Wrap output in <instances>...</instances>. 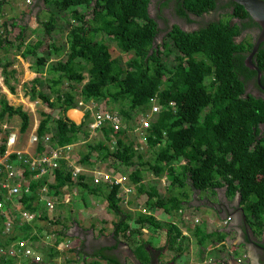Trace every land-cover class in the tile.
Returning a JSON list of instances; mask_svg holds the SVG:
<instances>
[{"label":"trees","instance_id":"trees-1","mask_svg":"<svg viewBox=\"0 0 264 264\" xmlns=\"http://www.w3.org/2000/svg\"><path fill=\"white\" fill-rule=\"evenodd\" d=\"M47 2L57 9L71 11L76 22L67 35V52L48 44L50 63L46 52L42 51L45 39L54 32L50 27L54 20H51L44 24L46 36L44 39L40 36L36 44L27 43L25 26L11 41L10 28L16 25L7 22L0 25V54L14 48L16 56L32 62L31 69L37 77L30 86L24 87L26 95L31 101L43 102L49 109L41 114L34 157L49 156L55 146L74 147L68 153L69 160L68 157L60 159L58 167L53 170L54 183L49 186V195L62 199L68 189L77 187L82 195L102 197L108 212L116 217L113 236L119 243L130 247L133 241L137 246L136 258L141 264H156L163 252L173 249L178 240L181 253L185 254L190 242L175 224L158 222L151 214L141 213L134 219L122 206L120 186L95 185L92 177L85 174L79 175L75 182L70 161L92 170L99 167L119 173L121 168H126L129 187H134L138 196L147 193V208H162L169 216L183 215L194 191L204 190L214 197L218 189L225 188L229 199L240 195L242 205H247L252 229L256 233L264 232V98L246 93L248 84L258 77V72L247 68L245 63L254 48L253 39L248 37L241 43L235 39L253 23L245 8L234 2L231 4L241 25L233 26L229 20L213 22L194 32H184L176 26L166 42L155 48L154 42L160 31L149 15V0H106L103 9L110 19L99 21L96 28L91 26V20H86L85 14L92 0ZM6 3L7 0H0V17H3ZM79 7L86 8L84 13L79 12ZM180 8L201 16L219 7L217 0H185ZM97 11L93 13L96 15ZM182 16L188 17V13L182 11ZM104 38L115 43L120 52L129 55L132 71L113 58ZM169 42L171 47L167 45ZM168 60H172L171 66L167 65ZM253 62L264 75L263 46ZM12 65L11 61L3 63L0 60L5 84L15 93L16 87L11 82H17V78ZM85 73L88 74L87 84H83ZM45 87L50 90L49 95L44 93ZM80 98L99 104L101 111L117 113L123 120V127L119 131L104 127L102 138L90 142L92 138L87 124L91 115L86 114L81 124L67 117ZM154 104L160 107V111L154 115L150 127L138 132L133 139L132 133L139 125L140 115L152 111ZM15 116L21 120V133L26 134L31 126L30 116L23 107L11 106L6 96L1 95L0 123ZM44 138H49L50 142H45ZM4 143L7 140L4 139ZM4 150L2 146L0 151ZM18 158L15 154L9 161L24 176H34L27 164H18ZM149 174L158 179L168 175L170 190L166 195L160 196L156 188L152 192L146 190L143 183ZM42 182L32 180V196L23 200L21 205L24 210L33 214L41 211L38 189ZM5 199V194H0V201L5 202ZM68 206H62L66 214L61 221L48 223L45 230L43 227L34 226L36 230L32 225L17 227L13 224L11 232L3 235V224L6 225L7 221L1 217L0 251L6 252L22 240L40 245L52 237L51 229L59 223L62 232H55L62 239L53 238V242L46 244L48 256L46 252L41 253L43 263L48 264L46 259L49 257H61L63 264H123L119 256L112 253L114 246L93 247L88 252L84 251V246L78 249L73 245L66 251L57 252L54 245L67 238L71 240L66 224L77 216L75 208L69 209ZM43 213L44 216H38L37 221L49 220ZM12 216L16 220V214ZM144 228L166 229V245L152 247L143 239ZM212 237L205 236L204 230L195 234L197 244H204ZM33 248L36 247L33 245ZM15 261L11 257L5 264H15Z\"/></svg>","mask_w":264,"mask_h":264},{"label":"crops","instance_id":"crops-1","mask_svg":"<svg viewBox=\"0 0 264 264\" xmlns=\"http://www.w3.org/2000/svg\"><path fill=\"white\" fill-rule=\"evenodd\" d=\"M13 0H11V5L15 7L10 8V5L4 6V13L3 17L7 18L6 21H10V23L16 25L15 27L11 28V32L15 35V38L19 36L22 30V26L19 25L20 20H24V17L31 12L30 15V21L26 22L29 24L26 27L25 33V39L27 40V43L35 39L33 42L34 44L37 43L39 37L41 36L43 39L46 35L41 34V27L47 21V17L50 16L49 8H47V0H31V4H27V0H25L24 4L21 1L20 4L15 6L12 3ZM79 10V9H78ZM89 9L85 10V14H87ZM27 11L29 13H27ZM41 11H43L41 13ZM39 12V13H38ZM67 14L70 15V12L67 11L64 12V15L67 16ZM41 15H46L45 17H42ZM3 17H0V25L3 22ZM71 23H74V21H69ZM11 33V34H12ZM57 34V35H56ZM60 34V35H59ZM68 33L64 34L62 33V27L58 28V31L55 33H52L48 37V44H52V47H59L61 48V51L67 52L68 47ZM106 43V42H105ZM47 44V45H48ZM67 44V45H66ZM10 50V48L8 49ZM48 52L50 50L48 49ZM58 55H62V53H59ZM0 56H4L3 54H0ZM55 58V56H53ZM62 58V56H61ZM51 59V57L49 58ZM48 59V60H49ZM1 60V59H0ZM8 61L13 62V65L11 67L12 70L15 71V76L17 78V83H20V88L25 83L32 82L36 77L37 74L33 72L31 69V62L29 60H25V58H22L20 56L14 57V55L10 52L7 56L6 60L3 61V63H6ZM49 62L51 63L52 60ZM3 68L0 67V84L5 87L4 79L2 78ZM12 83V82H11ZM3 92L5 93L7 100L9 104L15 105V107L22 106L24 110L26 111V107H28V103L26 102L25 98L22 96L18 97L16 95H13L11 93H8L6 89H3ZM42 102L37 101L35 104ZM41 111V108H40ZM41 112H46V110H42ZM77 112L81 113L80 118L76 119L72 116V113ZM84 113L77 109H71L67 113V117L75 122L76 124H81L84 120ZM141 116H144V114H141ZM4 131V130H3ZM2 130L0 128V135L2 134ZM21 133V128H20ZM22 134V133H21ZM34 135L32 137H28V140L21 141L20 139H17L18 133L14 141H11L9 143V146L5 145L4 152L0 151V158L2 156L8 154L9 152H12L18 145H23L24 149H28L29 145L31 144V139L35 136H37V128L34 129ZM133 134V139L136 138V135ZM95 136H101L102 138V132H96L90 142H94L93 139ZM5 140L8 139V137L4 138ZM4 139L2 142H0V150H1V143H4ZM33 141V140H32ZM26 142V143H25ZM34 142V141H33ZM7 144V143H6ZM25 144V145H24ZM35 145V144H34ZM13 146V147H12ZM9 147H12L11 149ZM22 148V149H23ZM20 149V150H22ZM18 150V151H20ZM5 152H7L5 154ZM28 153V152H27ZM17 180V179H15ZM2 181V180H1ZM146 180L143 185L147 186ZM1 186V182H0ZM42 186V185H41ZM50 186V181H49ZM137 190L134 191L131 195L128 196L129 201L126 202L125 198L126 196L122 194V200L124 208H128L129 212L131 213V216L136 219L139 214L144 213L143 210L147 211V214L153 215L158 222H161L163 224H175L178 227V231L182 232L183 235L188 238L190 244L187 246L185 254L183 252L181 253V250L179 248L180 241L178 240L176 246L171 250H166L163 252V255L160 257L159 261L156 264H252V251L255 249H258V247H264V232L262 233H256L255 231H252V238L251 241L247 238L245 234V230L243 228L244 224H247L248 218L245 213V205H242L241 203V197L238 195L236 198H228L226 196V189L220 188L217 190L218 194L214 197H212L208 192H205L204 190H197V192H193V199H198L201 202V206H195V205H189L183 212V215L180 216H169L164 212L162 208L156 207L155 210H152L150 208H147L148 203V195L147 193L141 194L138 196ZM158 193L161 195V193L158 191ZM3 194H5L3 192ZM38 195L40 199L42 198V193L40 192V188L38 189ZM6 196V194H5ZM93 199H99L97 196H92ZM91 197V198H92ZM155 199V197H153ZM92 200H84L80 202V208L81 211L77 213L78 221L76 223V227L74 230L78 231V234H72L71 239H73V245H75L78 249L80 247H83L85 245V239L89 238L95 245V248H107V247H116L114 251H112L113 254L119 256L121 262L123 264H141L140 261L136 258L135 252L137 246L132 241L133 244H131L132 247H130L128 244L119 243L115 239V236H113V224L116 221V217L109 213L106 209V205H102L103 212L102 217H100V214L98 210L94 206H92L91 202ZM152 202H156L155 200H151ZM4 202V201H3ZM209 203H213L218 205H215V207L208 205ZM5 211L8 210L9 214L11 216V219L13 220V224L20 226H26V225H32L29 222H26L21 216L20 212L21 210L18 208L20 207V203L16 204V202L13 199H5ZM45 204L44 202H41V205ZM103 204V203H101ZM105 204V203H104ZM98 205V204H97ZM131 206V207H130ZM41 207V206H40ZM226 207L229 208V211L226 209ZM134 208V209H132ZM218 208V209H217ZM225 208V211H224ZM46 211V207H45ZM41 211L38 213L40 214ZM217 212H220V214ZM16 214V220L12 218V214ZM102 213V212H101ZM221 213L223 215H221ZM238 213V214H237ZM82 214L84 215L85 222L82 220ZM215 214V215H214ZM99 215V218L97 217ZM104 215V216H103ZM238 216L240 220L236 222V218L238 219ZM81 217V218H80ZM94 217V220H92ZM108 217L110 219L108 220ZM4 219V218H3ZM199 220V221H198ZM4 221H7L4 219ZM83 221V223H81ZM1 222L2 219H1ZM0 222V223H1ZM225 222H228V225H226ZM241 223V224H240ZM40 224H42L43 229L47 227L46 224L47 221H40ZM5 230L2 232L3 235H5L6 231V225ZM37 225V224H36ZM225 225V226H224ZM57 226V225H56ZM53 228L57 229L58 227ZM34 227V226H33ZM42 229V230H43ZM16 230V228L13 230V232ZM204 230L205 236H212V238L205 240L206 243L201 244L200 242L197 244V241L195 239L196 231H202ZM235 232L236 239L233 241L234 247L228 248L227 243L225 240L228 241V238L233 235ZM143 239L146 242L151 243L152 247L154 248H161L164 247L167 243V230L164 228L160 229H143ZM215 233V235H214ZM217 233H223L224 242L219 246L220 244V238ZM82 236V237H81ZM88 236V237H87ZM232 237V236H231ZM222 241V240H221ZM36 248L35 251L39 252L40 254L43 252H46L45 250L48 248L45 241L38 245L37 243L33 244ZM236 245V246H235ZM223 246H226L227 248H224ZM40 250V251H39ZM48 256V251L46 252ZM44 254V253H43ZM214 256V259H211ZM48 261V264H63V259L61 257L52 258L49 257V259H46ZM8 262V259H6L4 256L0 257V264H5ZM31 261H25L24 263L28 264ZM41 264H47V262L41 263ZM73 264H76L73 262ZM105 264V263H104Z\"/></svg>","mask_w":264,"mask_h":264},{"label":"built area","instance_id":"built-area-1","mask_svg":"<svg viewBox=\"0 0 264 264\" xmlns=\"http://www.w3.org/2000/svg\"><path fill=\"white\" fill-rule=\"evenodd\" d=\"M78 108H80L84 115L90 114L91 115V123L88 125V129L91 132V137L96 132H99L104 127H111L115 131H119L123 127V120L117 113H111L107 111H100L97 109L93 101H90L89 103L82 100L80 98L78 104ZM160 111V107L157 105H153V109L150 112V115L146 117H142L141 122L139 123V126L135 131L134 134H138L139 131L146 130L150 127L151 122L153 121V117L155 114H157ZM136 134V135H137ZM34 142H37V137H34ZM46 141H49L47 138ZM83 143L84 141L81 140ZM72 149V146H66V147H57L56 149H53L52 153L49 156H43L41 158H34L29 157L28 159H24L23 157H19L17 162L20 164H27L28 169L31 172L35 173V177L37 179H42L43 183L40 187V192L42 193V201L45 202L48 210L50 212H54L58 205L60 204H69L72 200L73 196H80V193H78L77 190H75L72 193H68L65 196V200L55 197L53 195H49V180H44L47 178H51L53 176V170H55L58 167V161L60 159H66L68 157L69 160V153ZM21 155V154H19ZM10 153L0 158V178H1V186H0V194H3V192L6 194L7 199H19V202H23V200L30 198L32 196V190L30 186V182L28 179L24 176L23 172L21 170H18L15 165L10 163L9 161ZM91 174L92 175V181L95 185L100 184H109V185H117L121 187L122 194L126 196V202H128V196L134 193L135 188L129 187V178L127 175L114 173L112 171H107L106 169L102 168H96L93 171L80 168V167H74L73 168V177L74 179L78 178L80 174ZM17 179V180H15ZM120 197H122L120 195ZM123 198V197H122ZM128 199V200H127ZM5 203L0 201V218H4L7 220L6 223V231L5 234L11 232V228L13 225V220L11 219V216L8 215L9 212L5 211ZM144 213H147V211L143 210ZM20 216L29 223H32L37 218L36 214L31 213L27 210H21ZM58 248L61 249V251L66 250L69 248V244L67 242H60L58 244ZM10 254L12 256H22L24 258H30L34 260L35 262H41L42 257L39 255L33 247H31L29 241L22 240L15 245H12L10 247Z\"/></svg>","mask_w":264,"mask_h":264},{"label":"rangeland","instance_id":"rangeland-1","mask_svg":"<svg viewBox=\"0 0 264 264\" xmlns=\"http://www.w3.org/2000/svg\"><path fill=\"white\" fill-rule=\"evenodd\" d=\"M22 2H23V4H24V2H25V0H22ZM105 2H106V0H99V3H98V5H99V8H98V6H97V9H98V11H97V14L95 15V18L93 19V15H92V13L90 12V10L91 9H89L88 11V15H89V17H87V21H90L91 20V26L93 27V28H96L100 23H99V21L101 22V21H103L104 19H110L109 17H108V13L106 12V9L104 8L103 9V7H104V4H105ZM12 3L15 5V6H17L18 4H20L21 3V1L20 0H13L12 1ZM6 5L8 6V5H10V8H14L15 9V7L14 6H12L11 5V0H7V3H6ZM47 8H49V10H50V12H52V14H50V16H48L47 17V21H46V23H50V21L51 20H54V23L53 24H51L50 25V27L53 29V33H55L56 31H58V28H60V27H62V33H64V34H66V33H68L69 31H70V29H71V26H73L74 25V23H71V22H69V21H74V19L72 18L73 16L71 15V16H68L69 14H67V16H65L64 15V12H66L65 10H63V9H57L51 2H47ZM86 8L85 7H79V12H81V13H84V10H85ZM43 11H41V13H42ZM68 13L69 12H71V11H67ZM27 13H29L28 11H27ZM39 13V12H38ZM30 14V13H29ZM28 14V15H29ZM27 16V15H26ZM42 17H45L46 15H41ZM6 19L7 18H5V17H3V22H7L6 21ZM31 19H29L28 20V23H29V21H30ZM222 22H226V18H223V21ZM99 23V24H98ZM2 24V23H1ZM10 25H13L12 23H9ZM29 25V24H28ZM55 29V30H54ZM41 34L42 35H46L45 34V28H44V26L42 25V27H41ZM15 34V33H14ZM13 33L10 35V38H11V41H13L14 39H15V35H14ZM57 35V34H56ZM60 35V34H59ZM99 39V38H98ZM35 39H33L32 41L30 40V42H29V44H34V41ZM104 40H105V42H106V44H107V46L109 45V50H110V52H111V54H112V56H113V58L114 59H118L120 62H121V64H122V66L124 67V68H126V69H129V71H132V68H130V62H129V55L128 54H124V53H122V52H120V50H119V48L117 47V45L115 44V43H112L111 41H109V40H107V39H105L104 38ZM97 41H99V40H97ZM45 44L47 45L48 44V38H46L45 39ZM67 45V44H66ZM168 46H170L171 47V44H170V42L167 44ZM12 53L13 55H14V57H16V53H15V51H14V48H10V50H5L3 53H4V56H0V59L1 60H6V58H7V56L9 55V53ZM25 60H28V59H25ZM173 60V59H172ZM172 60H170V61H168L167 62V65L168 66H171V63H172ZM30 61V60H29ZM32 63V62H31ZM11 85H13V86H15L16 87V93H14V95H16V96H18V94L20 93V92H22V96L23 97H25V100H26V102L29 104V107L30 108H26V111L30 114V118H31V126H30V128H29V130H28V132L26 133V134H21L20 133V128H21V120H20V118L18 117V116H15V117H13V118H6L4 121H2L1 123H0V128L2 129V134L0 135V142H2V140L4 139V138H6V137H8V138H10L11 136H12V134L13 135H17V133H18V137H17V139H20L21 141H26V140H28V137H32V135H34L33 133H34V129L35 128H38V124H39V122L41 121V119H42V117H41V114L43 113V112H41L42 110H46V112H48L49 111V109H47L45 106H44V103H42V107H41V103H38V104H34V101L32 102L31 100H30V97L29 96H25V89H24V86H22V88H20V83H17V82H12V84ZM66 87V86H65ZM62 89H64V86L62 87ZM9 90V89H8ZM0 91H1V89H0ZM44 93L45 94H50V90L47 88V87H45L44 88ZM99 106V104H97V107ZM40 108H41V111H40ZM32 109V110H31ZM148 115H150V112L148 113V114H146V115H144V116H142V117H146V116H148ZM142 117H140L139 118V123L141 122V119H142ZM153 117V116H152ZM74 118H76V119H79L80 118V114L79 113H77V112H75V114H74ZM139 126V125H138ZM4 130V131H3ZM140 132V131H139ZM12 133V134H11ZM137 134V133H136ZM135 134V135H136ZM137 136V135H136ZM31 139V144L29 145V147H28V149H24L23 148V145H20V146H18V145H16L17 147L12 151V154H14L15 152H17L18 150H20V149H22V150H20L21 152L23 151V152H28V154H25V156H30V155H33V152H34V150H35V146H36V143H34L32 140H33V138H30ZM97 139H101V136H95L94 137V139H93V141H96ZM27 142V141H26ZM25 142V143H26ZM35 144V145H34ZM25 145V144H24ZM13 147V146H12ZM12 147H9L10 149L12 148ZM142 148H144L145 149V145H143L142 146ZM148 150H146V152H147ZM8 152H9V150H8ZM7 152H5V154H6ZM11 156H13V155H11ZM75 166H77V164L75 163V162H72ZM125 170H126V168H121L120 169V172H119V174L121 173V174H124V175H126V172H125ZM93 171V170H92ZM125 172V173H124ZM148 183H147V186H146V184H145V187H146V190L147 191H151L152 192V189L153 188H156V190L157 191H159L160 193H161V195L160 196H164V195H166L169 191L168 190H170L169 189V187H170V181H169V177H168V175L166 174L165 175V177L163 178V179H158V178H156L153 174H149L148 175ZM72 191V190H71ZM197 192V191H196ZM66 193H68V192H66ZM65 193V194H66ZM81 194H82V192H81ZM83 196V197H82ZM92 196H88V195H81V196H79V197H74V201H73V203L70 205V206H68L69 207V209H70V207H72V208H75V209H73L74 210V212L75 213H79L80 211H81V208L78 206V204L80 203V201L82 200V198H84V200H92L93 199V197L91 198ZM99 197V199H95V200H92V202H91V204H92V206H94L95 208H96V210H98V212H99V214H100V217H102V215L101 214H103V212H105L104 210H102V205H104V200L102 199V197H100V196H97V198ZM125 200H126V198H125ZM128 200V199H127ZM101 203H103V204H101ZM98 204V205H97ZM211 204H213V203H211ZM189 205H195V206H201L202 204H201V202L198 200V199H193V196L191 197V199H189ZM214 205H218V203L217 204H214ZM43 206V204L41 205V212H40V215H37V216H40V217H42V216H44V213L43 212H45V215L46 216H48L49 218H50V221H49V224H50V222H52V223H57V221H61V217L62 216H65V211H62L61 213H59V216H58V211H59V209H56V211L54 212V213H49L47 210L45 211V209L42 207ZM122 206L124 207V205L122 204ZM131 207V206H130ZM211 207V206H210ZM245 208H246V210H245V213H246V216H247V218L250 220L251 219V214H250V212L248 211V207H247V205L245 204ZM128 209V208H127ZM126 209V210H127ZM132 209H134V208H132ZM102 212V213H101ZM218 213L220 214V212H217V215H218ZM224 214V213H223ZM222 213H221V215H223ZM215 215V214H214ZM56 216V217H55ZM104 216V215H103ZM82 220L85 222V219H84V215L82 214ZM80 217V218H81ZM98 218H99V215L97 216ZM110 219V217H108V220ZM92 220H94V217H93V219ZM59 221V222H60ZM77 221H78V217L77 216H75L74 215V217H73V221L72 220H70L66 225L68 226V229H67V233H68V235H70V237H72V231L74 230V228L76 227V223H77ZM83 221H81V223H83ZM199 221V220H198ZM57 226L56 227H58L57 229H51V233L52 232H55V231H58L59 233L60 232H62L61 231V224H56ZM63 225V224H62ZM32 226H34V225H32ZM225 226V225H224ZM36 227L39 229H41L42 228V224H40L39 222H38V224L36 225ZM34 228V227H33ZM36 228V229H37ZM50 228V227H49ZM48 229V228H47ZM49 230V229H48ZM232 236V237H231ZM229 238H228V241H229V243L227 242V240H225V242L227 243V247L228 248H231V247H234L233 245H234V243H233V241H235V239H236V234H235V232L233 233V235H231ZM219 237H221L220 238V244H219V246L222 244V242H224V237L223 236H221V235H219ZM52 237H49L48 239H46L45 240V243L46 244H48V243H51L52 242V239H51ZM222 240V241H221ZM30 242V241H29ZM71 242H73V239H71ZM236 246V245H235ZM224 248H227L226 246H223ZM235 248V247H234ZM1 256H4V257H6V254H5V252H1L0 251V257ZM210 257H212L211 259H214V256H211L210 255Z\"/></svg>","mask_w":264,"mask_h":264},{"label":"flooded vegetation","instance_id":"flooded-vegetation-1","mask_svg":"<svg viewBox=\"0 0 264 264\" xmlns=\"http://www.w3.org/2000/svg\"><path fill=\"white\" fill-rule=\"evenodd\" d=\"M232 2H233L232 0H217V5L219 8L212 10L209 13L204 12L201 16H197V15H193L191 12H186V10H184L183 8H180L182 5H184L185 0H149L148 2L149 15L151 18L155 20L158 30L160 31L156 37L154 46L156 47L158 44H161L163 42V38L167 37L176 26L185 31L192 32L200 28L206 27L213 22H219L220 20H222L221 17L223 16L225 18L230 17L231 20L230 22L232 25H234V23L241 25L242 22L239 19H237L234 15L235 11H234V7L231 5ZM229 5L231 6L229 7ZM97 6H98L97 0H93L90 3L89 9H91L90 12L92 13L93 16L95 15L93 11L97 9ZM182 11L188 13V17H183ZM86 15L87 17H89L88 13ZM29 19H30V15L25 16L24 20L21 21L27 22ZM21 21H19V23H21ZM260 34H261V29L259 25L253 21V23L249 26V28L244 29L241 36H235V39L236 42L241 43L246 38L250 37L251 39H253V43L255 45L260 37ZM261 46L264 47V42L260 45V47ZM263 79H264V75L262 74L260 83L258 77L256 80L250 82V84H248L246 93L264 98ZM262 128L264 130V125ZM208 205L216 208L215 205L209 202ZM226 209L229 211L228 207H226ZM239 220L240 218L238 216V219L236 218V222H238ZM243 228L245 230V234L247 238L251 241L252 238L251 229L247 224H244ZM72 232H73L72 234H78V231L76 230H73ZM68 244L69 247L72 248L73 242H71V240L68 242ZM94 245L95 244L91 240H89V238H86L84 251L90 252L89 250L93 248ZM53 247L56 248L57 252L61 251V249H59L56 245H54ZM252 254H253L251 257L252 264H264V247H258V249L252 251Z\"/></svg>","mask_w":264,"mask_h":264},{"label":"clouds","instance_id":"clouds-1","mask_svg":"<svg viewBox=\"0 0 264 264\" xmlns=\"http://www.w3.org/2000/svg\"><path fill=\"white\" fill-rule=\"evenodd\" d=\"M93 1V0H92ZM233 1V0H232ZM27 2V4H31V0H27L26 1ZM99 2V0H97V3ZM234 2V1H233ZM232 2V3H233ZM235 3V2H234ZM235 11V10H234ZM31 13H32V10H31V12H30V14L29 15H31ZM51 14V13H50ZM95 18V15L93 16V19ZM223 18H225L224 16L223 17H221V19L222 20H220V21H223ZM237 18V17H236ZM237 19H239V18H237ZM231 21L230 20V17H227L226 18V21ZM240 20V19H239ZM21 21V20H20ZM219 21V22H220ZM233 22V21H232ZM5 23V22H4ZM4 23H2V24H4ZM7 23L9 24L10 23V21H7ZM1 24V25H2ZM235 24H237V23H234V25ZM14 25V24H13ZM19 25H21V26H25V27H27L28 26V24L26 23V21L25 22H22L21 21V23L19 24ZM74 25H76V22L74 21ZM73 25V26H74ZM233 25V26H234ZM12 26V25H11ZM13 27H15V26H13ZM13 27H11V28H13ZM10 28V29H11ZM181 29V28H180ZM201 29V28H200ZM181 30H183V29H181ZM199 30V29H198ZM184 32H189V31H185V30H183ZM196 31V30H195ZM192 32H194V31H192ZM168 37V36H167ZM167 37H165V38H163V42L161 43V44H158L155 48H157L159 45H163V43L164 42H166V40H167ZM48 46L46 45V44H44V48H43V52H46V56H47V58L49 59L50 58V55H48ZM168 61H170V60H168ZM85 75V77H86V79L84 80V82H83V84H87L88 83V74L87 73H85L84 74ZM1 76H2V78L4 79V82H5V78H4V75H3V70H2V74H1ZM33 82V81H32ZM32 82H30V83H25L23 86L25 87V86H30V84L32 83ZM0 89H1V91H0V96L1 95H5V93L3 92V89H6V91L8 92V93H11V94H13L14 95V93H12L11 92V90L6 86V84H5V87L3 86V85H1L0 84ZM9 89V90H8ZM16 93V92H15ZM6 96V95H5ZM20 96H22V92H20L19 94H18V97H20ZM25 96H26V91H25ZM28 96V95H27ZM23 97V96H22ZM23 98H25V97H23ZM6 99H7V97H6ZM31 100V99H30ZM33 102V101H32ZM37 101H35L34 102V104L36 103ZM41 102V101H40ZM43 103V102H42ZM94 103V102H93ZM95 104V103H94ZM11 106H13V107H15V105H13V104H10ZM36 105V104H35ZM154 105H157V104H154ZM95 106L97 107V104H95ZM158 106V105H157ZM19 107H22V106H19ZM15 108H17V107H15ZM26 108H30L29 107V104H28V107H26ZM24 109V108H23ZM75 109H77V110H80V111H82L80 108H78V106H76V108ZM97 109H98V107H97ZM32 110V109H31ZM25 111V110H24ZM101 111V110H100ZM27 112V111H26ZM83 112V111H82ZM151 112V111H150ZM28 113V112H27ZM28 115L30 116V114L28 113ZM85 116H86V114H85ZM84 116V117H85ZM91 118V117H90ZM153 121H154V116H153ZM40 123V122H39ZM91 123V119H90V121H89V123L87 124V129H88V125ZM38 127H39V124H38ZM38 129V128H37ZM2 130V129H1ZM88 131L90 132V130L88 129ZM12 134V133H11ZM90 135H91V132H90ZM94 136V135H93ZM35 137H37V136H35ZM15 138H16V136L15 135H13L12 134V136L10 137V138H8L7 139V144H2L1 143V146H5V145H7V146H9V143L11 142V141H14L15 140ZM92 138V137H91ZM38 139V138H37ZM46 139L47 138H44V141L45 142H50V139H49V141H46ZM34 143H36V146H35V150H36V147H37V143H38V141L37 142H34ZM48 144V143H47ZM143 145H145L144 143H143ZM59 147V146H58ZM57 148V146H55V147H53V149H56ZM74 148V147H73ZM73 148L71 149V151L73 150ZM35 150H34V152H33V155H30V156H25V154H28L27 152H21V151H17V152H15L14 154H12V152H8V153H10V156L11 155H18L19 157L21 156H25L26 158L25 159H28L29 157H34V154H35ZM19 154H21V155H19ZM68 154V153H67ZM5 156V155H4ZM3 157V156H2ZM35 158V157H34ZM69 158H70V155H69ZM15 160V159H14ZM13 160V161H14ZM19 164V163H18ZM74 167H80V168H84V169H86L85 167H82V166H75L71 161H70V168L72 169V173H73V168ZM17 168V167H16ZM19 170V169H18ZM88 170H92V169H88ZM107 171H112V172H114V173H118V172H115V171H113V170H108V169H106ZM32 173H34V172H32ZM84 174V173H83ZM121 174V173H120ZM81 175V174H80ZM85 175H87V176H91L92 177V175L91 174H85ZM124 175V174H123ZM26 177V176H25ZM35 177V175L34 176H32V177H30V176H28V177H26L27 179H28V181L30 182V186H31V182H32V180L34 179H36V180H41V181H43L42 179H37V178H34ZM44 180H49L50 181V184H53L54 183V179H53V176L50 178H47V179H44ZM73 180H75V182L76 181H78L77 180V178L76 179H74V177H73ZM43 183V182H42ZM50 189V188H49ZM31 190H32V188H31ZM72 190V191H71ZM75 190H77L78 191V193H80V196L82 195L81 194V192L78 190V188L77 187H74L73 189H68V193H72V192H74ZM49 192H50V190H49ZM68 193H66L65 195H64V197L62 198V200L64 201L65 200V196L68 194ZM194 196V195H193ZM74 197H76V196H73L72 195V200H71V203H69V204H60V205H58L57 206V208L56 209H59V211L57 212L58 213V216H59V213H61L62 211H64L63 209H62V206H67V205H71L72 203H73V201H74ZM83 197V196H82ZM15 202H16V204H18V203H20V207H18L20 210H24L22 207H21V205H22V203L23 202H19V199H13ZM39 203H40V206H41V202H44V201H42V199H40V197H39ZM82 200H84V198H82ZM82 200L80 201V202H82ZM45 203V202H44ZM42 207H44V209H45V207H46V210L49 212V213H54V212H50L49 210H48V208H47V206H46V204H43V206ZM8 211V210H7ZM28 211V210H27ZM34 214H36V216L37 215H39L38 213H34ZM244 216H246V215H244ZM48 217V216H47ZM56 217V216H55ZM37 218H38V216H37ZM37 218L35 219V221L34 222H32V223H30V224H32V225H34V226H36V224H38V222L40 223V221H37ZM61 218H63V216L61 217ZM48 221H47V223H49V221H50V218L48 217ZM37 221V223H35ZM226 223V225H228V222H225ZM247 223L249 224L248 226H249V228L251 229V230H253L252 229V227H251V225H250V220L248 219V221H247ZM46 225H48V224H46ZM34 229H36V227H34ZM37 230V229H36ZM254 231V230H253ZM59 233V232H58ZM52 242H53V238H61V237H59L58 236V234L55 232H52ZM62 239V238H61ZM28 241V240H27ZM70 240H69V238H67L66 239V241L65 242H67V244H68V242H69ZM30 243V242H29ZM31 245V247H33V244H30ZM57 247H58V244L56 245ZM11 247V246H10ZM10 247L6 250V252H5V254H6V259H8V258H14L16 261H15V264H22V262H25V261H31V263H35V264H41V263H43V257H42V255L40 254V253H38L37 251V253L39 254V255H41V257H42V261L41 262H35L34 260H32V259H30V258H24V257H22V256H19V257H16V256H12L11 254H10ZM67 250V249H66ZM66 250H64V251H66ZM2 252V251H1ZM4 252V251H3ZM2 257V256H1ZM8 257V258H7ZM71 264H73V263H71Z\"/></svg>","mask_w":264,"mask_h":264},{"label":"water","instance_id":"water-1","mask_svg":"<svg viewBox=\"0 0 264 264\" xmlns=\"http://www.w3.org/2000/svg\"><path fill=\"white\" fill-rule=\"evenodd\" d=\"M233 1L243 6L245 10L250 14L253 21L256 22L261 29L260 37L257 43L254 45L251 54L248 56L245 62L247 68L258 72V80L260 83L262 72L254 64L253 59L255 55L258 53L260 49V45L264 42V0H233Z\"/></svg>","mask_w":264,"mask_h":264},{"label":"bare ground","instance_id":"bare-ground-1","mask_svg":"<svg viewBox=\"0 0 264 264\" xmlns=\"http://www.w3.org/2000/svg\"><path fill=\"white\" fill-rule=\"evenodd\" d=\"M79 114H81V113H79ZM81 116V115H80Z\"/></svg>","mask_w":264,"mask_h":264}]
</instances>
